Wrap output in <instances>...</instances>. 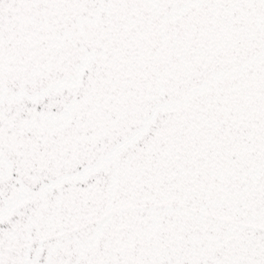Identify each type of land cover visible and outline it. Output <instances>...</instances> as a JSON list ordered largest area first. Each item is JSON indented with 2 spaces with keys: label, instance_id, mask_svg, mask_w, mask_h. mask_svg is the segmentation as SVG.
<instances>
[{
  "label": "snow or ice",
  "instance_id": "1",
  "mask_svg": "<svg viewBox=\"0 0 264 264\" xmlns=\"http://www.w3.org/2000/svg\"><path fill=\"white\" fill-rule=\"evenodd\" d=\"M0 264H264V0H0Z\"/></svg>",
  "mask_w": 264,
  "mask_h": 264
}]
</instances>
